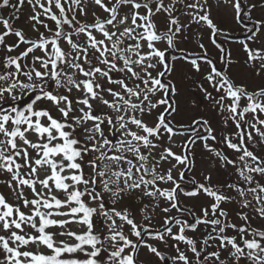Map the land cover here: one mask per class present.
<instances>
[{
    "label": "snow or ice",
    "instance_id": "obj_1",
    "mask_svg": "<svg viewBox=\"0 0 264 264\" xmlns=\"http://www.w3.org/2000/svg\"><path fill=\"white\" fill-rule=\"evenodd\" d=\"M0 188V264H264V0H0Z\"/></svg>",
    "mask_w": 264,
    "mask_h": 264
},
{
    "label": "rangeland",
    "instance_id": "obj_2",
    "mask_svg": "<svg viewBox=\"0 0 264 264\" xmlns=\"http://www.w3.org/2000/svg\"><path fill=\"white\" fill-rule=\"evenodd\" d=\"M221 27L225 28L226 30L231 31L232 35H237V34L242 35L241 26L239 24H237L235 21L231 20V19L226 20L221 25ZM203 42L210 49L212 55L215 56L216 52H215L213 46L208 41V34L207 33L204 34ZM181 47H185V48H188L189 50H193V49H195V42L193 41L191 43L183 44V45H181ZM229 47L232 48V50H233V52L235 54H239L240 53V47H239L238 44H231V45H229ZM192 98H196L197 99L194 89H191L190 91H185L184 90V102H183L182 107H183V110H184V113H185V118L194 115L193 111H195V110L192 109L194 107L193 106V101H191ZM0 190H3V189L0 188ZM41 250L45 251V249H41Z\"/></svg>",
    "mask_w": 264,
    "mask_h": 264
},
{
    "label": "flooded vegetation",
    "instance_id": "obj_3",
    "mask_svg": "<svg viewBox=\"0 0 264 264\" xmlns=\"http://www.w3.org/2000/svg\"><path fill=\"white\" fill-rule=\"evenodd\" d=\"M191 89H194V91H195V87L193 85H191L190 79L186 80L185 81V89L184 90L185 91H190ZM195 100H196V98H192L191 99V101H195ZM192 109H194L196 111V112L193 111L194 115L200 114V112H201V110L196 108L195 106ZM193 175H196V174L194 173ZM196 178L200 179V177L198 175H196Z\"/></svg>",
    "mask_w": 264,
    "mask_h": 264
},
{
    "label": "trees",
    "instance_id": "obj_4",
    "mask_svg": "<svg viewBox=\"0 0 264 264\" xmlns=\"http://www.w3.org/2000/svg\"><path fill=\"white\" fill-rule=\"evenodd\" d=\"M4 13L7 15V14H8L7 10H5ZM42 251H43V250H42ZM45 251H46V250H45Z\"/></svg>",
    "mask_w": 264,
    "mask_h": 264
}]
</instances>
